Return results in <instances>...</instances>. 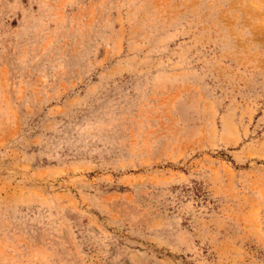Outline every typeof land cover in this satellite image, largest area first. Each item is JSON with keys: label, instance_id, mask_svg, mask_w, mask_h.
I'll return each instance as SVG.
<instances>
[{"label": "rangeland", "instance_id": "obj_1", "mask_svg": "<svg viewBox=\"0 0 264 264\" xmlns=\"http://www.w3.org/2000/svg\"><path fill=\"white\" fill-rule=\"evenodd\" d=\"M0 264H264V0H0Z\"/></svg>", "mask_w": 264, "mask_h": 264}]
</instances>
